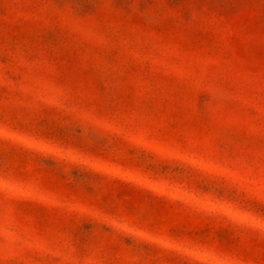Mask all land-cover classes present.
<instances>
[{
  "label": "rangeland",
  "instance_id": "1",
  "mask_svg": "<svg viewBox=\"0 0 264 264\" xmlns=\"http://www.w3.org/2000/svg\"><path fill=\"white\" fill-rule=\"evenodd\" d=\"M0 264H264V0H0Z\"/></svg>",
  "mask_w": 264,
  "mask_h": 264
}]
</instances>
